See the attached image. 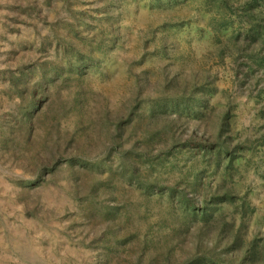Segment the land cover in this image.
I'll return each instance as SVG.
<instances>
[{
	"label": "rangeland",
	"instance_id": "obj_1",
	"mask_svg": "<svg viewBox=\"0 0 264 264\" xmlns=\"http://www.w3.org/2000/svg\"><path fill=\"white\" fill-rule=\"evenodd\" d=\"M188 1L198 2L130 0L118 12L107 0H30L33 9L25 0H0V264H188L201 241L210 248L222 222L243 242L264 245V71L253 74L257 87L242 84L230 52L218 53L209 11ZM108 13L117 16L116 40L97 49L99 25L113 24ZM67 40L88 55L84 71L68 68ZM176 69L188 82L198 74L196 86L211 77L203 116L209 127L198 122L200 114L149 115L175 91L168 80ZM22 70L28 77L15 86L13 73ZM228 106L230 140L244 147L233 166L214 170L212 158L202 161L198 152L197 169L210 173L204 180L231 192L211 219L197 221L169 186L185 187L184 173L195 170L186 139L218 130ZM27 114L29 135L19 121ZM174 119L180 124L171 131ZM142 147L169 159L151 166L137 156L141 176L130 178L119 165L120 149Z\"/></svg>",
	"mask_w": 264,
	"mask_h": 264
},
{
	"label": "trees",
	"instance_id": "obj_2",
	"mask_svg": "<svg viewBox=\"0 0 264 264\" xmlns=\"http://www.w3.org/2000/svg\"><path fill=\"white\" fill-rule=\"evenodd\" d=\"M127 1L130 0H107L106 3L108 4L110 2L116 4L118 12H121L122 7ZM152 1L157 2L161 6L168 5L172 2H179V0ZM187 4L195 5L198 8H203L204 6L206 7V10L210 13V23L214 21L216 22L212 25L216 29V31L213 32V35L214 39H217L216 47L219 49V55L223 57V52H230V54L233 56V61H236L239 64L237 67L239 69L236 71L237 78L241 80L242 84L246 81H250L252 85L257 87L259 85L260 78H253V74L255 72H261V70L264 71V0H198V2L188 1ZM25 5L33 9V5L31 4L30 0H25ZM104 16L107 17V19H112L113 24L107 27H102L103 25H99L100 28L98 32L93 35V38L98 40V43H96L97 49L106 47L107 45L112 46V44L108 43H115L116 40V31H114V27H116L117 16L113 15V13H108ZM179 23H181V21L176 22V26ZM71 24L73 28H75L77 25L76 23ZM171 27H174L173 23H171L170 28ZM224 30H227L228 33L226 37H223L221 34ZM73 33L80 34L82 32L74 30ZM110 33L112 36H114V38L113 40L107 42L106 39L102 37V35H108ZM81 35H83V33ZM63 36V34H57V37L61 38V40L65 42L66 39ZM93 47L94 46H92L90 49H93ZM66 49L67 55L71 53V56L66 59L68 68L70 70L73 69L76 72L84 71L87 64L88 55L83 54L84 52H82L78 47L76 48V44L71 40L68 41ZM22 56H25V54H22ZM45 62H48V60ZM50 63L54 64L53 70H57L56 74H58L61 66L56 64L55 60H52ZM242 66H246L247 69L243 70ZM63 70L64 69H62L61 72ZM179 72L180 69L173 71L174 77L172 75V78L168 80L172 85L171 87H168L172 90H175L173 92H170L171 90H169L168 92L173 94L167 93L165 96L162 95L156 104L151 105L149 115H152L153 112H160L164 114L177 112L180 115L195 114L197 117L198 114H200L198 122L208 126V123L207 121H204L205 119H203V116L205 117L207 115V111H209L206 94L209 93L210 95V90H212L211 87L214 84L211 81V77L206 78L205 76V80H208V82L204 80L202 81L201 86H196L195 82H200L198 74L197 76L193 75V78L189 79L190 81L188 82L187 80L181 79L183 75H181ZM13 75L12 81L15 86H18L22 79L28 77V74H26L24 70L19 73H13ZM179 75L180 79L178 78ZM52 78L53 77L50 79L52 80ZM263 89L264 88H261L260 91ZM34 93L35 89H32L30 94ZM231 111L232 108L228 106V108L221 113L217 123L218 130L211 133V131L207 129V137H204L202 140H198L194 135L189 136L186 139L185 142L188 143L187 146H189L190 149L185 150L184 153L186 154L189 152V156H192V163L195 167V170L190 168L184 174H186L187 177L192 175V180H189V178L185 180V178H187L185 177L181 183L184 184L185 187L181 186V188H176L175 186H169L172 193L173 191H178L176 196L178 197L183 211L186 213L189 212L190 217L197 221H201V219H211L213 212L217 210V207L219 208V203L230 198L229 193L231 192V188L226 187L225 184H219L215 188L213 185L209 184L210 180H204L205 177L210 176V173L206 172V170L202 168L200 170H202L204 173L201 174V171L197 169V166L198 162H202L200 160H196V158L198 157V152L201 153L202 161H209L208 157H211L212 162H209L213 170L216 166L217 168L222 166L223 163H225L226 168L234 165L237 155H239L241 149L244 146L242 145L241 141L236 139V137L234 140H230L233 137L230 130L229 121L231 117ZM19 121L21 122L20 124L26 129L25 135L31 134L33 128L32 117L27 114V116L23 117L22 120ZM175 121L177 120L174 119V123H172L171 127H169L170 124H168L166 128L171 129V131L175 130L176 126L180 124H178L177 121L176 125ZM13 127L14 131L15 125ZM211 134H216V146H212L215 142L209 140V137L211 138ZM153 146L154 145H151L150 147ZM116 147H120V143L116 144ZM150 147H142L139 150H136L135 148L120 149L121 154L118 155L119 165H121L123 170L127 171L125 174L128 177L136 179L137 177L141 176V168H139L134 161L137 156L141 157L144 161L147 159L146 163H151V166L156 163L161 165H165L167 163L169 158H167L165 153L164 157L159 156L162 150H156V154L152 156L150 153L153 151ZM174 157L177 156L175 155ZM43 161L45 163L40 165V168H38L36 172V177H39L40 179L44 176L43 170L48 164V160L44 159ZM182 171L183 170H181V172ZM228 175L232 177L233 174L229 173ZM175 184L180 185V182L177 181ZM189 191H191L192 194H189ZM198 196L200 197L198 198ZM230 227L231 224L222 222L218 233L213 235L214 239L211 245H209L210 248L208 249L206 246H204L201 241L196 246L192 255L187 259V263L264 264V245L258 243L256 239L251 241L250 244L248 242H243L244 239L240 237L236 231L230 232ZM207 229L208 225H205V227L198 232V235L201 236ZM202 238L200 237L199 239L201 240Z\"/></svg>",
	"mask_w": 264,
	"mask_h": 264
}]
</instances>
